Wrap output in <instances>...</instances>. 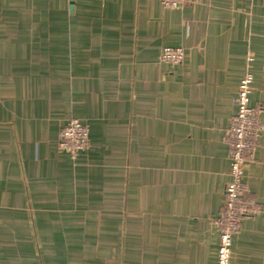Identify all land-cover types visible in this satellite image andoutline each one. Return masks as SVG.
I'll use <instances>...</instances> for the list:
<instances>
[{"label": "crops", "instance_id": "0c3cea01", "mask_svg": "<svg viewBox=\"0 0 264 264\" xmlns=\"http://www.w3.org/2000/svg\"><path fill=\"white\" fill-rule=\"evenodd\" d=\"M250 52L260 211L231 264H264V0H0V264H217ZM71 117L92 130L76 161L58 147Z\"/></svg>", "mask_w": 264, "mask_h": 264}, {"label": "built area", "instance_id": "2783aa9c", "mask_svg": "<svg viewBox=\"0 0 264 264\" xmlns=\"http://www.w3.org/2000/svg\"><path fill=\"white\" fill-rule=\"evenodd\" d=\"M161 1L169 10L178 12L190 0ZM185 57L184 48L168 47L161 52L160 60L174 66L181 65ZM256 59L255 52H250L246 58L245 68L238 85V94L235 98L236 112L226 138L231 151V179L224 192L223 212L215 222L220 232L217 264H231L234 237L239 230L243 216L255 215L260 211V206L249 198L244 182L245 170L257 153L261 134L259 111L250 104ZM90 135V129L80 120L71 119L59 134V148L76 158L80 151L88 148Z\"/></svg>", "mask_w": 264, "mask_h": 264}, {"label": "rangeland", "instance_id": "374dc122", "mask_svg": "<svg viewBox=\"0 0 264 264\" xmlns=\"http://www.w3.org/2000/svg\"><path fill=\"white\" fill-rule=\"evenodd\" d=\"M71 119H78V118H76V117H71L68 121H70ZM78 120H80V119H78ZM81 121V120H80ZM82 122V121H81ZM86 127H88L89 129H90V131H91V135H90V141H89V146H88V148H86L85 150H82V151H80L79 152V154H78V156L76 157V158H73L70 154H69V156H70V158L71 159H73V160H77L80 156H81V154L82 153H84V152H86L87 150H89L90 148H91V137H92V130H91V128L87 125V124H85L84 122H82ZM66 125V124H65ZM65 127V126H64ZM63 127V128H64ZM62 131V130H61ZM60 134V133H59ZM59 138V137H58ZM58 147H59V145H58ZM60 149V148H59ZM65 152V151H64ZM67 153V152H66ZM68 154V153H67ZM100 238H98V236L97 235H95V236H89V237H85L84 238V242L86 243L87 241H90V243L92 244V245H95V244H97L98 243V240H99ZM77 240V239H76ZM76 264V263H75Z\"/></svg>", "mask_w": 264, "mask_h": 264}, {"label": "water", "instance_id": "95a60500", "mask_svg": "<svg viewBox=\"0 0 264 264\" xmlns=\"http://www.w3.org/2000/svg\"><path fill=\"white\" fill-rule=\"evenodd\" d=\"M73 11H74V5H72V6L70 7V13H71V14L73 13Z\"/></svg>", "mask_w": 264, "mask_h": 264}]
</instances>
